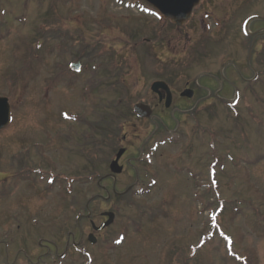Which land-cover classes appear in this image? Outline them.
Instances as JSON below:
<instances>
[{
  "label": "rangeland",
  "instance_id": "1",
  "mask_svg": "<svg viewBox=\"0 0 264 264\" xmlns=\"http://www.w3.org/2000/svg\"><path fill=\"white\" fill-rule=\"evenodd\" d=\"M141 5L146 1L0 0V95L13 108L11 125L0 131V171L8 175L0 178V264H264V61L253 57L248 70L247 56L203 55ZM167 28L166 56L146 39ZM228 59L241 64L224 69ZM80 60L78 73L70 64ZM256 67L261 78L254 80ZM163 71L176 91L200 85L203 111H190L181 136L166 138L152 158L127 163L117 181L102 180L121 128L97 136L103 143L94 155V145L80 147L77 138L88 130L81 124L97 116L101 126L104 107L108 114L124 107L126 135L142 136L137 145L149 148L151 128L130 115L140 100L152 102L151 84ZM210 73L220 80L207 83ZM107 75L120 83H87ZM85 168L86 177L74 176ZM114 185L128 195H116ZM89 203L98 225L102 211L117 213L96 247L87 238L91 221L81 220ZM81 230L87 256L67 249Z\"/></svg>",
  "mask_w": 264,
  "mask_h": 264
},
{
  "label": "flooded vegetation",
  "instance_id": "2",
  "mask_svg": "<svg viewBox=\"0 0 264 264\" xmlns=\"http://www.w3.org/2000/svg\"><path fill=\"white\" fill-rule=\"evenodd\" d=\"M146 7L152 9L153 15L151 16L153 17L151 19L155 17L157 20L168 24L170 30L172 29L171 27L179 29L191 48L196 46L199 49L195 51L199 53L202 51L203 55L247 56L242 67H246L248 70L251 69L253 57L261 56L264 61V0H200L195 4L190 17L186 18L182 26H178L166 15L158 14L155 6L147 1ZM245 19L250 21L248 26H242ZM154 34L147 40L153 41L154 47L158 44L162 45V49L167 56L170 52L168 50L170 48H167L170 47L169 36L171 34L169 29H160ZM235 45H241V47H235ZM163 63L166 64L165 62ZM240 64L241 62L238 64L237 59H228L222 66L224 69L230 67L232 70H236L234 67L236 68ZM262 65L261 63L260 67H263ZM203 78L207 79V83H217L220 80L216 73L204 74ZM226 78V83H228V77ZM163 79L168 82L166 76ZM199 82L200 80L196 83ZM87 83L116 82L114 80H100L97 82L88 81ZM168 84L173 89H171L173 92V104L171 107L168 108L165 105L166 92L163 90L160 95L152 93V102H148L153 108V116L151 118L145 119L134 116V119L140 123L137 125L138 127L142 126L143 130H145L144 124H147L148 129L151 128L145 140L151 143V146L146 148L141 144L137 145V141L141 140L142 136L137 138L129 137L128 135L123 136L118 149L125 148V152L120 159L121 165L124 166V171L127 163L132 164L134 160L142 159L147 152L151 151L152 153L149 154L152 157L153 153L161 148V144L164 145L166 138L172 140L175 135L177 137L181 136V125L182 123L185 125V116L190 114L201 103L202 98L199 95V91H197V86L187 85L184 89L176 91L171 83L168 82ZM188 90H193L191 96H185ZM161 133L167 136L161 137ZM134 163L133 165L135 166ZM106 218L102 216L103 220Z\"/></svg>",
  "mask_w": 264,
  "mask_h": 264
},
{
  "label": "water",
  "instance_id": "3",
  "mask_svg": "<svg viewBox=\"0 0 264 264\" xmlns=\"http://www.w3.org/2000/svg\"><path fill=\"white\" fill-rule=\"evenodd\" d=\"M153 3L159 11L165 14L167 17L172 18L178 25H182L186 18L190 17V13L200 0H148ZM153 90L158 91L161 88H164L168 91V101L167 106H170L172 102V94L170 92L169 87L165 82H155L153 84ZM189 95V94H188ZM191 95V93H190ZM136 113L141 117H149L152 113V110L149 106L139 103L135 105ZM11 117V108L8 101V98L0 96V130L4 129L10 122ZM124 153V150H121L118 155L117 159L113 161L111 164V169L115 173H119L122 171V167L119 166V159ZM110 215V220L107 221L103 226L100 227L104 228L105 226L110 225L114 218L113 213H108ZM91 240L95 241V238L91 236Z\"/></svg>",
  "mask_w": 264,
  "mask_h": 264
},
{
  "label": "trees",
  "instance_id": "4",
  "mask_svg": "<svg viewBox=\"0 0 264 264\" xmlns=\"http://www.w3.org/2000/svg\"><path fill=\"white\" fill-rule=\"evenodd\" d=\"M124 107L119 108V110H121V112H119V114H116L118 110H115V113H110L108 114L107 112V115H111V117H107V115L105 117H103L105 123L102 125V126H99L97 128H94L93 130L91 129H88L86 132H84L85 134H83V138H82V143H86L87 142V139L90 138V144L94 145V146H91L92 147V151L91 152H94L93 154L95 155V152H97L99 149V146L100 144L103 143V141L101 139H96L97 138V134H99V136H102L103 134H108V133H105V132H111L115 129H117L119 126L120 128H122V125H120V121L122 120V111H123ZM126 109V107H125ZM131 114H132V111H131ZM114 124H116V126L114 127ZM94 127V126H93ZM103 130L105 132H103ZM115 132V131H113ZM111 134V133H110ZM112 135V134H111ZM96 139V140H94ZM88 146H86L85 148H87ZM94 159V158H92ZM219 182H217V186L219 185Z\"/></svg>",
  "mask_w": 264,
  "mask_h": 264
}]
</instances>
